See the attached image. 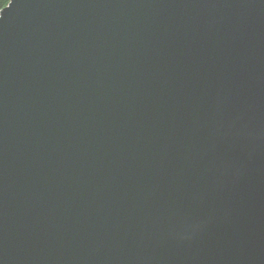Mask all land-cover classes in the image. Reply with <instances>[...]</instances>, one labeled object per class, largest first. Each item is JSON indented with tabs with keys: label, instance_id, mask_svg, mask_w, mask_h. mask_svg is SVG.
<instances>
[{
	"label": "water",
	"instance_id": "1",
	"mask_svg": "<svg viewBox=\"0 0 264 264\" xmlns=\"http://www.w3.org/2000/svg\"><path fill=\"white\" fill-rule=\"evenodd\" d=\"M12 2L0 264H264V0Z\"/></svg>",
	"mask_w": 264,
	"mask_h": 264
},
{
	"label": "snow or ice",
	"instance_id": "2",
	"mask_svg": "<svg viewBox=\"0 0 264 264\" xmlns=\"http://www.w3.org/2000/svg\"><path fill=\"white\" fill-rule=\"evenodd\" d=\"M13 4L12 0L11 3L9 2V0H0V13H4L5 10H8L10 8V6ZM0 18H2V16H0Z\"/></svg>",
	"mask_w": 264,
	"mask_h": 264
},
{
	"label": "trees",
	"instance_id": "3",
	"mask_svg": "<svg viewBox=\"0 0 264 264\" xmlns=\"http://www.w3.org/2000/svg\"><path fill=\"white\" fill-rule=\"evenodd\" d=\"M9 2H11V0H9ZM0 11H2V10H0Z\"/></svg>",
	"mask_w": 264,
	"mask_h": 264
}]
</instances>
